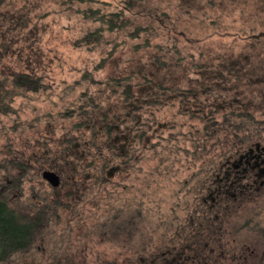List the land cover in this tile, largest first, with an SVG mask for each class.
<instances>
[{
  "label": "rangeland",
  "instance_id": "1",
  "mask_svg": "<svg viewBox=\"0 0 264 264\" xmlns=\"http://www.w3.org/2000/svg\"><path fill=\"white\" fill-rule=\"evenodd\" d=\"M59 2L6 0L0 5V72L38 65L55 80L70 81L79 76L77 70L86 67L96 80L141 69L153 80L172 88H194L204 83L198 78L201 72L208 77L210 72L217 74L220 67L231 71L232 77L225 75L222 81L214 79L206 85L226 96L227 101H218L223 113H228V106L243 105L264 126V0L133 1L137 12L169 11L171 20L179 15L178 21L183 25L176 27L196 38L190 50L202 54L205 62L192 73V62L174 68L153 66L146 48L134 51L129 46L133 42H125L122 34L112 38L107 32L108 49L119 42L117 52L100 68H92L99 64L105 50L73 45L75 36L81 35L82 24H74V35L63 32L62 25L67 21L60 15L64 11ZM99 2L95 8L100 4L107 12L120 0ZM57 10L60 11L56 13ZM22 14L23 22L28 20L30 25L13 30L14 18ZM234 37L238 39L234 41ZM192 74L194 80L190 79ZM93 88L97 86L93 84ZM35 108H23L18 116L6 114L0 118V192L8 195L11 206L25 211L30 206L42 210L46 224L34 229L33 240L25 250L10 257L7 264H128L127 259L129 264H138L139 260L151 264L149 261L158 256L159 264H264V177L252 184L243 179L237 182L224 202L209 196L207 205L211 208L207 211L211 212H196L191 224L181 223L165 233L156 231L143 241L137 233L128 234L126 230L119 234L103 231L95 225L103 212L97 189L89 193L92 184L79 182L75 163L64 156V147L55 143L62 142L60 131L72 129L73 120L47 122L42 116L50 109L57 112V107L44 102ZM262 132L260 144L264 146ZM46 169L60 174V188L54 189L43 179ZM123 180L126 177L118 175L114 182L124 184ZM171 247L182 250L186 259L166 262L163 254Z\"/></svg>",
  "mask_w": 264,
  "mask_h": 264
},
{
  "label": "trees",
  "instance_id": "2",
  "mask_svg": "<svg viewBox=\"0 0 264 264\" xmlns=\"http://www.w3.org/2000/svg\"><path fill=\"white\" fill-rule=\"evenodd\" d=\"M133 1L142 0H120L104 12L100 4L95 8L97 0H61L60 15L67 21L62 31L74 35L79 21L81 35L75 36L73 45L105 50L99 64H93L95 69L117 52L119 42L108 49L107 32L112 38L122 34L125 42H133L129 46L134 51L146 48L153 66L174 68L192 62L191 73L199 71L205 62L202 54L190 50L196 38L176 27L183 25L179 15L175 21L169 11L137 12ZM87 2L91 4L83 5ZM24 17L14 18L13 30L30 25ZM30 68L0 72V118L48 102L57 112L50 109L42 116L44 121L73 120L72 129L60 131L62 142L55 143L75 163L79 182L92 184L89 193L97 189L103 212L95 225L103 231L126 230L143 241L156 231L191 224L194 213L211 212L209 196L223 202L229 197L228 163L263 136L262 120L243 105L228 106L225 114L218 106L226 96L206 83L233 75L220 67L208 77L201 72L198 78L204 83L194 88H172L141 69L96 80L86 67L70 81H57L38 65ZM118 175L126 177L124 184L114 182ZM42 215L32 206L27 211L11 206L8 195L0 192V264L25 250L34 229L46 225ZM262 238L264 246V229Z\"/></svg>",
  "mask_w": 264,
  "mask_h": 264
},
{
  "label": "flooded vegetation",
  "instance_id": "3",
  "mask_svg": "<svg viewBox=\"0 0 264 264\" xmlns=\"http://www.w3.org/2000/svg\"><path fill=\"white\" fill-rule=\"evenodd\" d=\"M226 169L227 170L225 174L227 181L232 179L230 187L235 186V184L237 182H240L242 179L246 180L248 184H252L254 181L256 182L258 178L264 177V146H262L260 143L255 144L246 153L240 155V157L235 162H232L231 164L228 163ZM61 185H62V178H61ZM61 185L57 188H60ZM175 249H176L175 247L173 248L171 247L164 252L163 258L164 260H166V262L168 263H170L171 261L173 263H176V261L183 262L186 259L184 257L185 253H183L182 250L175 251ZM158 258L159 256L157 258L155 257L149 262L151 264H159L157 260ZM125 261H127L129 264L128 259ZM142 261L144 260L141 261L139 260L138 264H142L143 263Z\"/></svg>",
  "mask_w": 264,
  "mask_h": 264
},
{
  "label": "water",
  "instance_id": "4",
  "mask_svg": "<svg viewBox=\"0 0 264 264\" xmlns=\"http://www.w3.org/2000/svg\"><path fill=\"white\" fill-rule=\"evenodd\" d=\"M44 180L50 183L53 188H57L61 185V176L58 172L50 169H46L42 172Z\"/></svg>",
  "mask_w": 264,
  "mask_h": 264
}]
</instances>
